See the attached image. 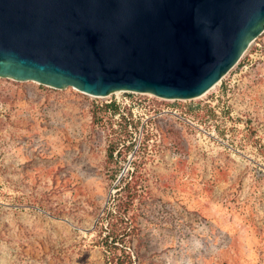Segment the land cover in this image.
<instances>
[{
  "label": "rangeland",
  "instance_id": "rangeland-1",
  "mask_svg": "<svg viewBox=\"0 0 264 264\" xmlns=\"http://www.w3.org/2000/svg\"><path fill=\"white\" fill-rule=\"evenodd\" d=\"M112 254L264 264V28L193 99L0 77V264Z\"/></svg>",
  "mask_w": 264,
  "mask_h": 264
},
{
  "label": "water",
  "instance_id": "water-1",
  "mask_svg": "<svg viewBox=\"0 0 264 264\" xmlns=\"http://www.w3.org/2000/svg\"><path fill=\"white\" fill-rule=\"evenodd\" d=\"M263 28L264 0H0V77L193 99Z\"/></svg>",
  "mask_w": 264,
  "mask_h": 264
},
{
  "label": "trees",
  "instance_id": "trees-1",
  "mask_svg": "<svg viewBox=\"0 0 264 264\" xmlns=\"http://www.w3.org/2000/svg\"><path fill=\"white\" fill-rule=\"evenodd\" d=\"M106 107L111 108L114 113H118V107L115 104L107 105ZM120 153V151L118 152ZM132 179V176H129ZM122 180V179H121ZM131 180L128 181V178L125 179V187L130 186ZM115 212V208L108 207V209L105 210V213L107 217H110ZM132 255L124 254L122 258L116 257L114 254L108 257L107 262L108 264H139L138 262H135L132 259Z\"/></svg>",
  "mask_w": 264,
  "mask_h": 264
},
{
  "label": "bare ground",
  "instance_id": "bare-ground-1",
  "mask_svg": "<svg viewBox=\"0 0 264 264\" xmlns=\"http://www.w3.org/2000/svg\"><path fill=\"white\" fill-rule=\"evenodd\" d=\"M215 86H216V85H215ZM215 86L212 87L210 90H212L213 88H215ZM210 90H209V91H210ZM209 91H208V92H209ZM116 92H128V91H116ZM114 93H115V92H114ZM129 93H136V92H129ZM85 94H86V93H85ZM112 94H113V93H112ZM205 94H206V93H205ZM205 94H204V95H205ZM202 96H203V95H202Z\"/></svg>",
  "mask_w": 264,
  "mask_h": 264
}]
</instances>
